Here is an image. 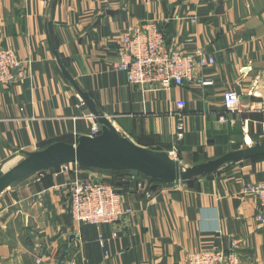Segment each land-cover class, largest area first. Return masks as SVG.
Masks as SVG:
<instances>
[{
  "label": "crops",
  "instance_id": "0c3cea01",
  "mask_svg": "<svg viewBox=\"0 0 264 264\" xmlns=\"http://www.w3.org/2000/svg\"><path fill=\"white\" fill-rule=\"evenodd\" d=\"M148 21L163 27L170 47L214 59L195 68L205 84L143 93L114 68L122 35ZM49 39L119 133L159 146L186 170L264 142V0H0V48L14 49L28 71L23 81L0 85V176L26 153L75 144L100 126ZM231 91L242 112L225 108ZM179 100L185 108H176ZM171 109L184 119L183 139ZM86 172L108 176L76 172L72 163L0 194V264H187L196 250L233 242L241 264H264V221L256 218L257 197L245 191L264 182V154L155 190L143 188L136 172L120 174L117 189L133 213L99 227L70 213L68 183Z\"/></svg>",
  "mask_w": 264,
  "mask_h": 264
},
{
  "label": "built area",
  "instance_id": "2783aa9c",
  "mask_svg": "<svg viewBox=\"0 0 264 264\" xmlns=\"http://www.w3.org/2000/svg\"><path fill=\"white\" fill-rule=\"evenodd\" d=\"M166 42L164 32L156 21L131 27L118 41L114 68L124 71L129 84L139 87L143 93L166 91L185 83L205 84L195 76V68L212 64L214 59L206 58L201 52L196 57L183 54L179 50L170 49ZM21 62L14 49H0V85L10 86L16 80H24L26 73L20 69ZM16 69H20L18 73L14 71ZM175 105L176 108L183 109L187 102L179 100ZM224 105L231 112L243 111L242 100L235 91L225 93ZM171 113L179 117L177 136L183 139L186 128L184 119L178 111L171 109ZM100 130V126L95 124L92 136L100 133ZM70 164L64 168H68ZM78 170L79 166L76 164L74 171ZM138 186H142V183ZM144 187L148 189L145 184ZM245 191L257 197L256 218L264 221V182L249 183ZM68 202L74 221L98 227L117 223L124 215L133 213L131 208L124 207V195L113 184L111 176L75 177L68 183ZM234 246L235 242L229 249L208 247L196 250L188 255L187 264H241L240 254Z\"/></svg>",
  "mask_w": 264,
  "mask_h": 264
},
{
  "label": "water",
  "instance_id": "95a60500",
  "mask_svg": "<svg viewBox=\"0 0 264 264\" xmlns=\"http://www.w3.org/2000/svg\"><path fill=\"white\" fill-rule=\"evenodd\" d=\"M51 51L56 55L64 77L79 93L92 116L100 124L97 135H81L77 143L56 141L33 152L9 171L0 176V194L31 175H42L48 170L59 168L69 163H77L84 168L113 171H135L153 190L162 185H171L179 179L189 181L194 176H205L225 162L239 159L254 158L264 154V142L256 143L247 150L227 153L224 157L185 171L178 159L171 153L158 148H148L134 142L118 132L111 120L97 109L90 94L83 90L71 73L64 66L57 48L49 39Z\"/></svg>",
  "mask_w": 264,
  "mask_h": 264
},
{
  "label": "rangeland",
  "instance_id": "374dc122",
  "mask_svg": "<svg viewBox=\"0 0 264 264\" xmlns=\"http://www.w3.org/2000/svg\"><path fill=\"white\" fill-rule=\"evenodd\" d=\"M167 43V42H166ZM167 46L170 48V49H172V50H179V49H176V48H172V47H170L169 45H168V43H167ZM0 49H6V48H0ZM117 49V48H116ZM179 51H181V50H179ZM181 52H183V51H181ZM18 54V53H17ZM183 54H186V53H184L183 52ZM204 54V53H203ZM18 57H19V55H18ZM19 59H20V57H19ZM21 60V59H20ZM20 69H22V70H24V72L26 73V76L24 77V79L28 76V71H27V69L24 67V65H23V63L21 62V66H20ZM20 69H16V70H14V71H16V73H18L19 72V70ZM19 81V80H18ZM131 85V84H130ZM137 87V86H136ZM93 117V116H92ZM94 118V117H93ZM94 119H96V118H94ZM97 121V120H96ZM98 122V121H97ZM176 159H177V157H175ZM70 164V163H69ZM74 164V168L76 167V164L77 163H73ZM78 165V164H77ZM65 165H63V166H61V167H64ZM79 166V165H78ZM60 168V167H59ZM183 168V167H182ZM55 169H57V168H55ZM83 170L84 169V171H93V173H100V172H103V173H106L108 176H111V174H110V172L108 171V170H99V169H93V168H84V167H81V166H79V170ZM90 169H93V170H90ZM52 170V169H51ZM185 171H189V170H186L185 169ZM85 173V172H84ZM87 174L85 175V176H83V177H81V178H93L94 176L93 175H90V173L89 172H86ZM96 176V175H95ZM107 176V177H108ZM99 176H97V177H94V178H98ZM179 181H184L183 179H179V180H177V182H179Z\"/></svg>",
  "mask_w": 264,
  "mask_h": 264
},
{
  "label": "trees",
  "instance_id": "16d2710c",
  "mask_svg": "<svg viewBox=\"0 0 264 264\" xmlns=\"http://www.w3.org/2000/svg\"><path fill=\"white\" fill-rule=\"evenodd\" d=\"M161 28L163 30V27H161ZM163 32H164V30H163ZM164 35H165V32H164ZM165 38H166V35H165ZM166 41H167V38H166ZM152 148H158V149L161 150V148L159 146H155V147H152ZM108 171L111 174V181L116 186V188H117V183L120 182V181L122 182L124 180V178H123L124 175H129L130 173L135 172V171H128V170L127 171H113V170H108ZM120 174L123 175V176H121Z\"/></svg>",
  "mask_w": 264,
  "mask_h": 264
}]
</instances>
